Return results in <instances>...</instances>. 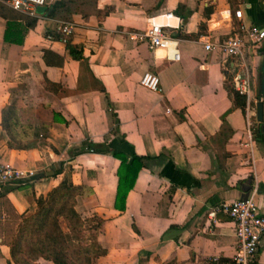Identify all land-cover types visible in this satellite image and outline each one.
Wrapping results in <instances>:
<instances>
[{
    "label": "crops",
    "instance_id": "1",
    "mask_svg": "<svg viewBox=\"0 0 264 264\" xmlns=\"http://www.w3.org/2000/svg\"><path fill=\"white\" fill-rule=\"evenodd\" d=\"M94 1L96 10H78L69 20L80 59L69 54L65 40L46 34L64 19L39 13L18 44L3 39L0 16V155L36 174L21 183L0 181V264H15L9 240L22 217L35 210V196L64 178L82 185L75 208L104 218L97 240L105 252H96L94 264L232 258L233 221L222 213L213 220L207 211L252 196L264 212V127L255 116L256 101L264 99V39L251 58L254 106L246 103L243 114L224 86L232 61L205 49L199 37L228 36L239 20L264 26V0ZM148 17L168 25V47L151 48L133 36ZM44 48L63 62L47 64ZM146 72L157 76L155 89L141 83ZM11 101L37 138L30 146L9 144L1 109ZM54 112L67 122L54 120ZM223 114L232 132L217 146L211 138L218 137ZM16 130L11 128L14 135ZM86 141L151 157L127 194L125 210L113 206L119 159L84 150ZM60 223L67 229L63 217ZM255 264H264V237Z\"/></svg>",
    "mask_w": 264,
    "mask_h": 264
},
{
    "label": "trees",
    "instance_id": "2",
    "mask_svg": "<svg viewBox=\"0 0 264 264\" xmlns=\"http://www.w3.org/2000/svg\"><path fill=\"white\" fill-rule=\"evenodd\" d=\"M92 6L96 10L94 0H55L48 6L50 8L48 15L70 20L73 13L78 10L85 11L84 9L93 8ZM0 16L5 19L3 39L18 44L23 42L25 33L36 24L37 20L36 16L17 11L2 1H0ZM234 28L239 30L238 21L235 22ZM46 34L64 39L65 47L73 58L80 59L83 56L81 46L72 42V33L62 36L58 31L48 29ZM226 37L219 39L222 40ZM42 56L47 64L59 65L63 62V57L51 49L44 48ZM227 77L231 79L232 76L227 74ZM230 84L225 82L224 86L231 97L232 104L239 107L245 114L246 96L238 93L232 82ZM250 105L254 106V102L250 101ZM53 118L57 121L67 122L65 117L59 116L56 112L53 113ZM221 118L222 123L217 132L218 137L211 136L217 146L232 132L224 114ZM1 124L9 135L11 146L12 144L16 147L30 146V144L19 143L17 139L23 130L30 134L33 133V130L31 127H27L28 124L21 121L15 101L6 103L2 107ZM12 127L17 129L16 135L11 132ZM257 131L255 129L254 132ZM85 149L109 153L119 159L113 206L118 210H125L127 194L133 188L140 169L151 157L138 154L135 151L111 148L106 143L93 141H86ZM61 170L62 166L55 173L61 172ZM32 178H36V174L30 177V179ZM24 180V178H19L15 181L21 183ZM82 192V185L71 183L68 178H64L46 194L35 196V210L22 217L17 225L16 233L9 240V253L15 264H47L41 262L39 260L41 258L54 264H94L96 252H105L97 240V234L104 218L97 213L83 215L75 208L76 197ZM60 217L66 220L67 229L61 226ZM217 261L219 264H236L231 257L226 256H219ZM161 264H183V262L172 259Z\"/></svg>",
    "mask_w": 264,
    "mask_h": 264
},
{
    "label": "built area",
    "instance_id": "3",
    "mask_svg": "<svg viewBox=\"0 0 264 264\" xmlns=\"http://www.w3.org/2000/svg\"><path fill=\"white\" fill-rule=\"evenodd\" d=\"M13 9L36 16L39 14L37 7L47 5L50 0H2ZM166 14V16H169ZM234 15L242 17L241 9H235ZM239 30L234 28L224 39L213 40L209 34H203L199 39L205 49L215 50L221 58L227 57L232 61L233 72L231 82L234 89L244 94L247 99V108L251 97V73L248 64L257 45L264 39V26L255 23L245 24L239 20ZM167 24L160 23L148 17L145 28L133 36L139 40H146L149 47L166 48L170 44V35L166 31ZM74 25L71 21H61L57 25V31L66 36L73 32ZM64 40V39H63ZM178 57V51L174 48L172 58ZM235 65H239L235 68ZM141 83L151 89L157 87L158 78L155 74L146 72L141 78ZM35 175L33 169H23L5 162L0 155V181H15L19 178H30ZM222 213L234 223L235 250L232 259L236 264H255L258 257L261 240L264 237V212L252 196L224 200L212 205L207 211L208 217L215 220ZM212 264H219L217 258L212 259Z\"/></svg>",
    "mask_w": 264,
    "mask_h": 264
},
{
    "label": "water",
    "instance_id": "4",
    "mask_svg": "<svg viewBox=\"0 0 264 264\" xmlns=\"http://www.w3.org/2000/svg\"><path fill=\"white\" fill-rule=\"evenodd\" d=\"M37 11L39 13L49 12L50 8L49 7L47 8L45 5H39L37 7ZM255 116H256L257 121L263 122L262 126L264 127V99L263 98H259L256 101V104H255ZM39 175L41 176L42 173H39Z\"/></svg>",
    "mask_w": 264,
    "mask_h": 264
},
{
    "label": "rangeland",
    "instance_id": "5",
    "mask_svg": "<svg viewBox=\"0 0 264 264\" xmlns=\"http://www.w3.org/2000/svg\"><path fill=\"white\" fill-rule=\"evenodd\" d=\"M0 1H2V0H0ZM3 2V1H2ZM4 3V2H3ZM6 4V3H5ZM239 65H235V68H237ZM248 69H249V71H250V73H251V71H252V66H251V62L248 64ZM228 74H230V73H228ZM225 82L227 83V84H229V85H231L230 83H231V79H230V77H227L226 78V80H225ZM245 112H246V109H245ZM18 137L19 138H17L18 139V141H19V143H21V144H23V145H28V144H31V143H35L36 142V140H37V138H35L34 137V135L33 134H30V133H27L25 130H23L19 135H18ZM16 229H17V227H16ZM16 233V231L14 232V234ZM11 238H12V236H11ZM10 238V239H11ZM95 263V262H94Z\"/></svg>",
    "mask_w": 264,
    "mask_h": 264
},
{
    "label": "bare ground",
    "instance_id": "6",
    "mask_svg": "<svg viewBox=\"0 0 264 264\" xmlns=\"http://www.w3.org/2000/svg\"><path fill=\"white\" fill-rule=\"evenodd\" d=\"M167 17H171V15L167 16Z\"/></svg>",
    "mask_w": 264,
    "mask_h": 264
}]
</instances>
